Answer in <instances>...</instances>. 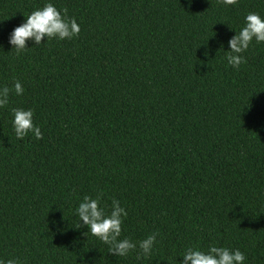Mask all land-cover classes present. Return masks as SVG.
Listing matches in <instances>:
<instances>
[{
	"label": "trees",
	"instance_id": "trees-1",
	"mask_svg": "<svg viewBox=\"0 0 264 264\" xmlns=\"http://www.w3.org/2000/svg\"><path fill=\"white\" fill-rule=\"evenodd\" d=\"M46 2L0 0V260L179 264L215 245L264 264V42L224 59L264 0H50L78 35L17 53L11 31ZM13 108L40 139L16 138ZM85 195L118 200L119 239L154 234L151 252L117 257L75 227Z\"/></svg>",
	"mask_w": 264,
	"mask_h": 264
},
{
	"label": "clouds",
	"instance_id": "clouds-1",
	"mask_svg": "<svg viewBox=\"0 0 264 264\" xmlns=\"http://www.w3.org/2000/svg\"><path fill=\"white\" fill-rule=\"evenodd\" d=\"M226 5H234L237 0H223ZM63 9L58 10L50 2H46L42 7L33 10L26 16L23 23L13 28L9 35L8 43L17 53L25 50L26 41L31 39L35 45L41 43L42 38H56L59 40L71 39L78 35L80 27L74 18H68ZM264 42V17L257 12H249L244 17V25L240 30L228 40V50L225 60L227 65L238 68L244 63V57L240 55L246 51L253 41ZM46 40V41H47ZM16 95L23 93V87L19 81L13 84ZM8 87H0V108L5 107L9 102ZM12 127L17 139H23L31 132L36 139L42 137L39 127L33 123V110L31 108H13ZM78 223L75 227H81V223L87 226L92 236L108 245L109 253L117 257H126L130 250L139 247L144 255H148L154 245L155 235L150 234L146 238L134 243L130 239H119L123 217L127 212L120 206L118 200H113L110 212H106L101 206L100 198H92L85 195L75 209ZM183 259L179 264H244L245 255L239 249H229L227 247L210 245L207 251L199 250L195 247H188L182 255ZM0 264H22L16 258L6 261L0 260Z\"/></svg>",
	"mask_w": 264,
	"mask_h": 264
}]
</instances>
